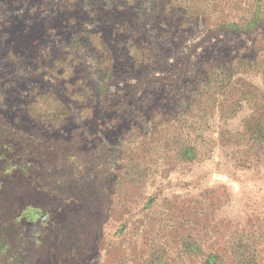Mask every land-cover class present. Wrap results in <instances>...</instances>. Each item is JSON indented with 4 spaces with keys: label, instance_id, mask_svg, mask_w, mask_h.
Returning a JSON list of instances; mask_svg holds the SVG:
<instances>
[{
    "label": "rangeland",
    "instance_id": "rangeland-1",
    "mask_svg": "<svg viewBox=\"0 0 264 264\" xmlns=\"http://www.w3.org/2000/svg\"><path fill=\"white\" fill-rule=\"evenodd\" d=\"M2 125L0 264H264V0H0Z\"/></svg>",
    "mask_w": 264,
    "mask_h": 264
},
{
    "label": "trees",
    "instance_id": "trees-1",
    "mask_svg": "<svg viewBox=\"0 0 264 264\" xmlns=\"http://www.w3.org/2000/svg\"><path fill=\"white\" fill-rule=\"evenodd\" d=\"M254 23L255 21L253 19L247 21V23H234V26L247 27L248 25ZM211 75L213 74L207 73L205 76ZM52 118L54 122L58 121V117L56 115H52ZM6 139H17V136L14 134V129L10 125L0 126V143ZM33 147L34 144L25 137H22L17 143V148L20 149L21 154L23 153V159L26 158V154L22 149L28 152L33 150ZM14 158L4 157L5 161L3 163V167L0 166V176L3 175L9 167L12 166V168H15L10 174L8 173L7 179H10V184L0 180V240L4 243V246L8 248L11 259L15 258L18 253L20 254V252H22L20 245L22 247L24 246V244H20L21 238L19 228L17 229V222L13 221L14 209H16L17 205L18 207L20 206L22 199H26V185L29 188L28 190L31 189L33 193L45 188V184L42 183V179L37 177L33 168L26 165L25 161L21 162V164L20 162L13 164L12 160ZM18 213H20V211ZM24 264H27L26 259Z\"/></svg>",
    "mask_w": 264,
    "mask_h": 264
}]
</instances>
